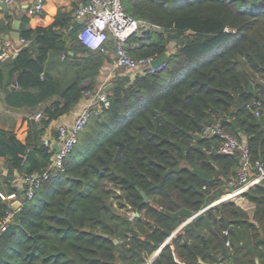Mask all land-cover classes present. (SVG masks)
<instances>
[{
  "label": "trees",
  "instance_id": "obj_1",
  "mask_svg": "<svg viewBox=\"0 0 264 264\" xmlns=\"http://www.w3.org/2000/svg\"><path fill=\"white\" fill-rule=\"evenodd\" d=\"M123 7L139 22L126 42L130 56L166 52L164 68L135 75L116 68L104 88L109 107L88 121L63 171L50 170L31 199L12 186L13 171L23 177L48 169L54 152L40 137L97 88L115 44L108 33L106 52L81 47L86 76L62 87L44 74L49 51L64 48L52 27L21 26L20 38L30 42L2 64L21 103L59 98L28 124L26 141L19 131L0 130L5 183L20 202L14 209L0 198V219L13 211L0 234V264H142L204 208L171 238L187 264H264V179L240 194L255 205L252 217L233 201L207 207L240 186L242 156L218 151L222 137L205 133L219 123L245 139L252 165L264 164V113L255 115L253 104L264 94V0H123ZM144 27L149 34L141 35ZM30 90L37 95L27 100ZM127 206L133 220L119 211ZM151 264H177L170 246Z\"/></svg>",
  "mask_w": 264,
  "mask_h": 264
},
{
  "label": "crops",
  "instance_id": "obj_2",
  "mask_svg": "<svg viewBox=\"0 0 264 264\" xmlns=\"http://www.w3.org/2000/svg\"><path fill=\"white\" fill-rule=\"evenodd\" d=\"M80 1L81 0H43L44 10L41 13H33L32 11L36 0H14L12 4L6 7L0 6V37L3 39H5V36H9V33L14 29L15 20L20 21L18 31L20 30L21 26L27 30L35 27H52L53 32L58 36L59 45H62L64 48H54L49 51L47 61L44 65V74L57 80L62 87L72 82L77 76H79V74L83 73L82 71L85 67L83 59L88 56L87 53H84L81 50V47L84 50L86 48H84L78 39V33L84 25V21L80 18H76L75 16V8ZM24 19H27L26 23L23 22ZM8 26H10V30L5 31ZM155 29L156 28H152V30ZM5 40L10 41V43L17 50L23 45L16 43L10 36ZM169 50L173 51V48L170 46ZM101 51L106 52L105 49L99 50V52ZM16 55L17 53L12 57H15ZM108 56L110 60H104L103 65L100 67L99 73L96 77L97 88L107 87L115 69L118 68H115L114 66L113 50L111 52L109 50ZM10 59L0 61V69L2 70V78L0 79V130L7 132L19 131L20 140L24 142L26 141L29 134L28 124L36 123L39 120H36L35 118L37 112H42L46 106H48L52 101L58 99L59 96L55 95L35 106L26 102L21 103V100L15 94L17 89L16 84L9 80L7 71L2 68L3 63H10ZM81 76H86V73L82 74ZM86 82L87 80L84 79L81 84L84 85ZM260 82L264 85V78L260 77ZM12 85L14 87L12 89L9 88ZM5 88H8L7 91H5ZM35 95H37L35 94V91L30 90L28 96H26V99H34ZM256 102H258V109L264 113L263 93L257 96ZM88 103L89 97L84 94L70 112L60 115L57 119L53 120L49 124L40 137V140L43 142V140L47 137L54 138V136L51 135V130L57 129L59 126H66L68 129H70L73 126L77 116ZM242 140V143H245V139L243 138ZM7 171V158H0V190L5 196L10 195L5 183ZM13 176L12 186L22 190L24 186L22 176L16 170L13 171ZM240 198L245 201L246 206H239L242 207L250 217H252L255 211V205L244 199L241 195ZM235 199L237 198L235 197ZM6 202L12 203L13 200H6ZM217 204L218 203H214L212 206H216ZM119 211L128 216L127 209L120 208ZM193 215L182 222L176 229H174V231L165 239L160 248L154 251V253H152L142 264H147L151 258L154 260L159 254L161 248L166 245H169L173 250L174 260L177 264H187L184 258L175 251V247L171 242V238L179 229L182 228L183 225L188 223L195 216Z\"/></svg>",
  "mask_w": 264,
  "mask_h": 264
},
{
  "label": "built area",
  "instance_id": "obj_3",
  "mask_svg": "<svg viewBox=\"0 0 264 264\" xmlns=\"http://www.w3.org/2000/svg\"><path fill=\"white\" fill-rule=\"evenodd\" d=\"M10 5L14 0H0ZM43 8V0H36L32 9L34 12H41ZM76 18H80L84 21L82 29L78 33V39L81 44L91 50H103V44L107 40L108 33L114 41V66L115 68H124L132 75L137 73H154L164 68L165 63H160L157 67H152L151 62L157 58H133L127 51V40L135 35L139 30V22L136 19L128 16L123 7V0H81L75 8ZM20 44H28L29 39L20 38ZM17 53V49L10 43L0 37V61L10 59ZM89 97V103L77 116L73 126L68 129L66 126H59L54 138H45L43 144L53 151L52 160L46 169L42 173L27 174L22 177L23 184L25 185L24 194L27 199L33 198L35 192L42 184V181L48 179L50 170H54L55 176L59 171H63V163L65 158L73 150L77 140L78 134L83 130L88 121L92 117H101L104 110L109 107V100L103 87H98L95 90L87 91L85 93ZM253 104L257 105L258 102ZM253 104H247V107L253 106ZM255 115H259V109L254 110ZM42 117L41 112H37L35 115L36 120ZM206 134H218L222 137L218 151L224 153H234L236 151L241 152L242 166L238 171L239 187L224 196L219 200L226 201L232 199L231 196H237L247 190L248 188L260 183L264 179V164L260 161H255L252 165L249 161L248 148L246 144L239 142L234 136L221 130L219 123L210 124L205 129ZM57 143L59 146L58 152L53 149V144ZM0 198L3 201L16 200L15 194L5 196L0 192ZM12 208V203H9ZM128 219L133 220L136 218L137 213L127 206ZM13 215V211L10 209L6 212V215L0 219V234L6 229ZM150 264V261L147 262Z\"/></svg>",
  "mask_w": 264,
  "mask_h": 264
},
{
  "label": "water",
  "instance_id": "obj_4",
  "mask_svg": "<svg viewBox=\"0 0 264 264\" xmlns=\"http://www.w3.org/2000/svg\"><path fill=\"white\" fill-rule=\"evenodd\" d=\"M0 6L6 7V6H8V5H7L5 2H0ZM19 25H20V21H19V20H15V21H14V29L9 33V36H10V37H11L16 43H18V44H20V43H19V40H20V34H19V31H18ZM149 32H150V29H149L148 27H144V28L141 30V34H143V35H147V34H149ZM9 36H5L4 38L7 39ZM167 56H168V55H167L166 52L160 54L159 57L155 58V59L151 62L152 67L155 68V67L159 66L160 63L165 62V60L167 59ZM13 87H14V86L12 85V86H10L9 88L12 89ZM108 88H109V87H108ZM7 89H8V88H5V91H7ZM56 133H57V129H52V130H51V135H52V136H55ZM52 147H53V149H54L55 152H58V150H59V146H58L57 143H54ZM136 189L139 190L138 187H136ZM21 193H23V190H21ZM140 194H141L142 197H143V201L146 202V201H147V196L144 194V192H140ZM221 201H223V200H217V201L213 202L212 204L208 205L207 207H210V206H212L214 203H219V202H221ZM231 201L235 202L234 200H231ZM19 206H20V202H19V200H14V201L12 202V207H13L14 209H18ZM204 209H205V208H204ZM204 209H202V210H204ZM202 210H200L199 212H201ZM199 212H197V213H199ZM197 213H195L194 215H196ZM194 215H193V216H194ZM263 240H264V237H263ZM224 250H225V249H224ZM152 260H153V258H151V259L149 260L150 263L152 262ZM200 262H201V261H200Z\"/></svg>",
  "mask_w": 264,
  "mask_h": 264
},
{
  "label": "rangeland",
  "instance_id": "obj_5",
  "mask_svg": "<svg viewBox=\"0 0 264 264\" xmlns=\"http://www.w3.org/2000/svg\"><path fill=\"white\" fill-rule=\"evenodd\" d=\"M235 197H236L237 199H235ZM235 197H231L232 199L229 198V199H227L226 201L234 200L238 205H244V206H246V205H245V201H244L243 199H241L239 195H237V196H235ZM125 216L127 217V215H125Z\"/></svg>",
  "mask_w": 264,
  "mask_h": 264
}]
</instances>
